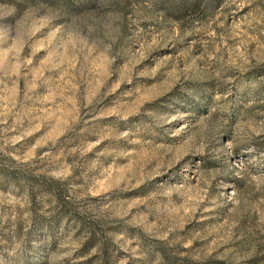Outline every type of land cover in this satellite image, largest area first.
I'll return each mask as SVG.
<instances>
[{
  "label": "rangeland",
  "instance_id": "374dc122",
  "mask_svg": "<svg viewBox=\"0 0 264 264\" xmlns=\"http://www.w3.org/2000/svg\"><path fill=\"white\" fill-rule=\"evenodd\" d=\"M0 264H264V0H0Z\"/></svg>",
  "mask_w": 264,
  "mask_h": 264
},
{
  "label": "trees",
  "instance_id": "16d2710c",
  "mask_svg": "<svg viewBox=\"0 0 264 264\" xmlns=\"http://www.w3.org/2000/svg\"><path fill=\"white\" fill-rule=\"evenodd\" d=\"M94 237V234L92 233V235L90 236V238H93ZM93 241H92V239H90V240H87L85 243V246L84 247H89L90 245H92L93 243H92ZM101 259H103V262L104 263H106V262H108V258H107V256L104 254L102 257H101Z\"/></svg>",
  "mask_w": 264,
  "mask_h": 264
}]
</instances>
